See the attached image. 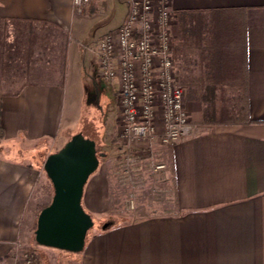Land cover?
I'll use <instances>...</instances> for the list:
<instances>
[{"label":"crops","instance_id":"1","mask_svg":"<svg viewBox=\"0 0 264 264\" xmlns=\"http://www.w3.org/2000/svg\"><path fill=\"white\" fill-rule=\"evenodd\" d=\"M114 7L115 21L98 40L123 24L124 0H92L81 15L72 0H0V264H18L19 240L38 246L34 228L54 194L44 165L71 139L61 129L78 121L86 96L77 70L86 32ZM171 9L175 76L198 128L149 150L121 145L117 126L115 155L137 154L144 172L122 186L123 161L99 165L82 206L108 226L62 264H264V0H172ZM241 81L250 122L202 123L205 104L189 91L234 89ZM118 118L119 108L116 125ZM153 162L165 168L151 172ZM152 185L165 196L155 211L125 206L127 188L135 198Z\"/></svg>","mask_w":264,"mask_h":264},{"label":"built area","instance_id":"2","mask_svg":"<svg viewBox=\"0 0 264 264\" xmlns=\"http://www.w3.org/2000/svg\"><path fill=\"white\" fill-rule=\"evenodd\" d=\"M91 2L72 0L73 13L81 15ZM124 2L127 13L123 24L91 49L101 81L117 82L119 141L123 146L145 143L149 150L172 145L191 137L198 128L185 108L186 91L175 76L172 0ZM149 168L155 173L165 165L153 162ZM143 172L139 161L126 156L120 185L138 183ZM134 203L129 200L130 207H135ZM16 247L19 250L20 245Z\"/></svg>","mask_w":264,"mask_h":264},{"label":"rangeland","instance_id":"3","mask_svg":"<svg viewBox=\"0 0 264 264\" xmlns=\"http://www.w3.org/2000/svg\"><path fill=\"white\" fill-rule=\"evenodd\" d=\"M106 9L103 10V15H98L97 17H94L92 26L89 27V31L86 32V37L84 41V46L86 49L83 51V58L81 66L77 69L80 70V73L82 75V79L84 84L86 85V96L84 101L82 102L81 106H78L77 114H78V121L76 120L74 122H71L70 125L65 124L62 129L60 136H70L71 138L77 134H82L86 139H89L93 142H95L97 149L99 150L100 154H110V158H106L107 156L101 158L100 161V167L102 169L113 166L115 162L119 163L120 161H123V165L125 163V157L126 156H117L116 149L117 146L115 145L116 140V127L118 126V131L120 132V124L116 125L115 118L117 115V99H116V90H117V82L114 81L113 83L104 84L101 79L98 76L97 72V59L95 54L91 51L93 45L97 42L99 38L100 32L105 29L109 24H112L115 21V18L118 14V11L116 7L112 9H108V13L106 14ZM55 36V35H53ZM52 36V37H53ZM54 43H57L55 40ZM89 47V48H88ZM76 69L73 67L70 69V71L73 72ZM78 72L75 74L77 75ZM71 74V73H70ZM79 75V73H78ZM95 83L97 88L99 89L100 95L106 97H99L96 100L90 98V93L94 91V87L92 83ZM94 85V86H95ZM239 94V92H238ZM185 108L188 111V113L191 116L190 107L185 102ZM219 107H217L218 109ZM203 109V115L205 108ZM193 121V120H192ZM195 123V122H194ZM204 124H207L205 122V119L203 118ZM214 125V124H209ZM116 129V130H115ZM115 130V132H113ZM119 140V139H118ZM59 140L56 141V139L52 142L53 144L56 142L58 143ZM120 142V141H119ZM121 144V143H120ZM122 145V144H121ZM50 146V145H49ZM57 152L59 151L58 148H55ZM134 161L142 162L141 159H137V154H131ZM112 157V158H111ZM98 170L95 172L97 173ZM94 173V174H95ZM144 180L150 181L153 177L149 176L148 173L143 175ZM122 189V188H121ZM157 187L149 186V187H141L139 188V191L136 193L137 195L135 198H133V195H129V191L127 188V191L124 193L125 199V206H129V200L133 199L135 208L139 210H150L155 211L156 206L163 201L165 196L159 193V190H157ZM166 195V194H165ZM132 196V197H131ZM124 199V198H122ZM167 200V199H166ZM86 211V210H85ZM87 214H89L86 211ZM94 226L87 234L86 240L91 236L94 230L97 229H103L107 223L99 222L96 218H93ZM36 229V225L34 228V231ZM33 238L35 241V236L33 233ZM18 244L20 245L19 248V257L17 258L18 264H55L57 260V264H62V257L63 255H67L70 252L66 251H60L57 249L47 248L43 246H35V248L31 247H24L23 244L18 241ZM29 256L27 259L24 258V254ZM28 260H30V263H27Z\"/></svg>","mask_w":264,"mask_h":264},{"label":"water","instance_id":"4","mask_svg":"<svg viewBox=\"0 0 264 264\" xmlns=\"http://www.w3.org/2000/svg\"><path fill=\"white\" fill-rule=\"evenodd\" d=\"M104 156L98 153L95 142L77 134L47 158L44 171L54 194L38 216L34 233L37 245L70 253L84 250L87 234L94 226L82 206L84 189Z\"/></svg>","mask_w":264,"mask_h":264},{"label":"trees","instance_id":"5","mask_svg":"<svg viewBox=\"0 0 264 264\" xmlns=\"http://www.w3.org/2000/svg\"><path fill=\"white\" fill-rule=\"evenodd\" d=\"M236 86L237 88L234 89L189 91L192 99L197 96L205 104L204 107L207 109L204 111V119L207 124L246 125L250 122L247 84L241 81ZM217 107L219 108L217 109ZM3 138V130L0 125V142ZM99 160L101 161V158Z\"/></svg>","mask_w":264,"mask_h":264},{"label":"flooded vegetation","instance_id":"6","mask_svg":"<svg viewBox=\"0 0 264 264\" xmlns=\"http://www.w3.org/2000/svg\"><path fill=\"white\" fill-rule=\"evenodd\" d=\"M89 95H90V98H92L94 100H96L97 98L100 97L99 89L97 88V86L94 87V91L91 92Z\"/></svg>","mask_w":264,"mask_h":264}]
</instances>
